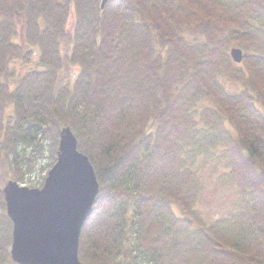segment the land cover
Instances as JSON below:
<instances>
[{
  "label": "trees",
  "instance_id": "1",
  "mask_svg": "<svg viewBox=\"0 0 264 264\" xmlns=\"http://www.w3.org/2000/svg\"><path fill=\"white\" fill-rule=\"evenodd\" d=\"M34 52L42 67L17 78L14 63ZM68 65L79 74L64 85ZM63 127L99 183L83 264H264V0H0V264H16L6 162L26 184ZM200 155L240 194L210 224L196 207Z\"/></svg>",
  "mask_w": 264,
  "mask_h": 264
},
{
  "label": "water",
  "instance_id": "2",
  "mask_svg": "<svg viewBox=\"0 0 264 264\" xmlns=\"http://www.w3.org/2000/svg\"><path fill=\"white\" fill-rule=\"evenodd\" d=\"M110 0H102V7ZM231 58L243 61L233 48ZM99 183L89 158L78 151L69 127L60 131L57 161L42 188L9 181L4 187L12 229L11 260L16 264H83L79 244L83 226L93 212Z\"/></svg>",
  "mask_w": 264,
  "mask_h": 264
},
{
  "label": "rangeland",
  "instance_id": "3",
  "mask_svg": "<svg viewBox=\"0 0 264 264\" xmlns=\"http://www.w3.org/2000/svg\"><path fill=\"white\" fill-rule=\"evenodd\" d=\"M75 16L74 12L70 13V17L67 22V33H68V43L63 44L62 51H67L70 53L72 48V32L74 31L75 27ZM233 48V47H232ZM231 48V49H232ZM239 48V47H237ZM38 51V50H37ZM33 60L34 62H15L13 65L14 71L16 72L17 78L20 75L24 74L26 71H29L30 68L40 69L39 65V52H34ZM42 67V66H41ZM79 74V68L76 66H69L65 67L60 73V82L62 84H73L77 75ZM229 88L235 90L236 92L239 91V87L231 83ZM212 106V102L204 101L198 105V108L201 109L203 107H210ZM9 113L12 111L9 109ZM198 113L201 111H197ZM45 140V139H44ZM55 144V145H54ZM59 144V137L57 138V142L55 138H50L46 140V149L41 157H37L34 162L31 164L32 171L25 172L26 184H21L26 187L30 185H39L42 181H45L47 173L49 171V163H51L50 155H53V149L57 152ZM33 150L31 148H25V146L19 147V153L22 156H28L31 154ZM53 153V154H52ZM221 153V152H220ZM36 154V153H35ZM215 157H219L220 154L216 153ZM32 157V156H31ZM215 161V158H214ZM28 162V161H27ZM197 173L202 181L203 190L200 195V198L197 203V209L202 216V219L207 223H213L214 221L218 220L219 218L225 217L227 214H230L233 210L239 207V192L237 190L236 184L233 182H229L230 179V171L225 168V166H219V168L214 171V163L212 158H209L208 155H200L197 158ZM216 164V162H215ZM9 164L6 162V176L7 180H14V176L9 169ZM25 170L28 167L24 166ZM215 172V173H214ZM229 172V175H228ZM178 212V211H177ZM181 212H178L180 214Z\"/></svg>",
  "mask_w": 264,
  "mask_h": 264
}]
</instances>
